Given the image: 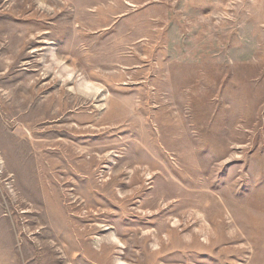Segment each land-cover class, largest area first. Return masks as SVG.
I'll use <instances>...</instances> for the list:
<instances>
[{
    "label": "rangeland",
    "instance_id": "1",
    "mask_svg": "<svg viewBox=\"0 0 264 264\" xmlns=\"http://www.w3.org/2000/svg\"><path fill=\"white\" fill-rule=\"evenodd\" d=\"M121 261L264 264V0H0V264Z\"/></svg>",
    "mask_w": 264,
    "mask_h": 264
},
{
    "label": "bare ground",
    "instance_id": "2",
    "mask_svg": "<svg viewBox=\"0 0 264 264\" xmlns=\"http://www.w3.org/2000/svg\"><path fill=\"white\" fill-rule=\"evenodd\" d=\"M55 2V1H54ZM28 97V96H27ZM30 99V98H29ZM11 101V100H10ZM32 101H33V99H32ZM8 103V102H7ZM12 103V102H11ZM16 109V108H15ZM18 109V108H17ZM119 263H121V264H125L124 262H119Z\"/></svg>",
    "mask_w": 264,
    "mask_h": 264
}]
</instances>
